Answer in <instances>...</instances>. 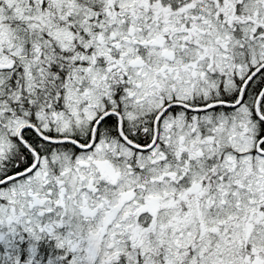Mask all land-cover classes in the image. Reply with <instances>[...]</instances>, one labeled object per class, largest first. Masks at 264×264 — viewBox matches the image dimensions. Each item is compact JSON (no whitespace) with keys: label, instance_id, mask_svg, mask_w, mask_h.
Segmentation results:
<instances>
[{"label":"snow or ice","instance_id":"6c2138e0","mask_svg":"<svg viewBox=\"0 0 264 264\" xmlns=\"http://www.w3.org/2000/svg\"><path fill=\"white\" fill-rule=\"evenodd\" d=\"M0 264H264V0H0Z\"/></svg>","mask_w":264,"mask_h":264}]
</instances>
